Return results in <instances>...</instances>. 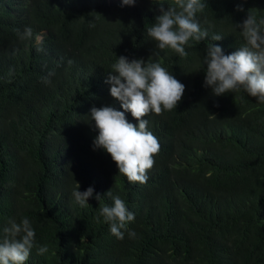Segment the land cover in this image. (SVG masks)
Here are the masks:
<instances>
[{
	"label": "trees",
	"instance_id": "trees-1",
	"mask_svg": "<svg viewBox=\"0 0 264 264\" xmlns=\"http://www.w3.org/2000/svg\"><path fill=\"white\" fill-rule=\"evenodd\" d=\"M158 3L171 0H0V235L29 218L26 264H264V103L243 90L214 96L202 65L210 43L225 55L245 43L233 25L248 10L264 18V0H206L197 19L208 37L184 58L147 35ZM25 27L33 38L20 39ZM121 56L160 62L185 86L175 109L145 117L160 144L145 184L93 146L90 110L122 111L105 83ZM76 183L94 189L90 207L75 201ZM108 191L135 214L134 238L99 217Z\"/></svg>",
	"mask_w": 264,
	"mask_h": 264
},
{
	"label": "clouds",
	"instance_id": "clouds-1",
	"mask_svg": "<svg viewBox=\"0 0 264 264\" xmlns=\"http://www.w3.org/2000/svg\"><path fill=\"white\" fill-rule=\"evenodd\" d=\"M122 6H132L136 0H120ZM160 15L147 28V35L160 50L171 49L181 58L188 55L185 46L189 41L200 42L208 37L206 30H201L198 14L207 7L206 0H171L170 4L158 3ZM237 11H244L238 5ZM240 29L245 43L232 54L225 55L220 46L210 43L203 56L205 71L204 85L211 89L214 96L243 90L257 102L264 103V18H257L255 12L248 10L246 19L241 24L233 25V30ZM20 39L33 38V31L25 27L19 33ZM223 36L212 35V41H220ZM37 51H41L44 34H36ZM45 83H50L46 80ZM105 83L110 85V96L120 103L122 111L112 107H93L90 121H94L98 135L93 141L94 149H102L112 158L119 174L130 183H147L148 172L154 167V157L160 151L158 138L148 129L145 119L150 113L161 115L175 109L181 101L185 86L180 83L160 62H145L143 59L129 61L121 56L107 73ZM130 112L138 123L133 125L125 117ZM76 190L72 195L81 206L90 207L86 201L92 198L94 189ZM107 194L112 205L100 208L99 217L109 225L110 233L117 239H123L125 232L134 238L136 233L128 229V224L135 220L119 195ZM99 201L100 194L95 196ZM99 217L97 218L99 220ZM0 235V264H26L31 251L36 247L35 231L27 217L19 222L11 219ZM48 251L47 246H40L38 254Z\"/></svg>",
	"mask_w": 264,
	"mask_h": 264
}]
</instances>
